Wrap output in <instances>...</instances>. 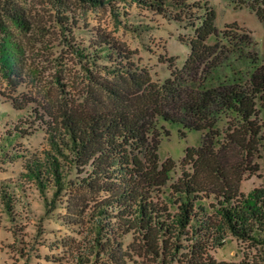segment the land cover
Instances as JSON below:
<instances>
[{
  "label": "rangeland",
  "instance_id": "obj_1",
  "mask_svg": "<svg viewBox=\"0 0 264 264\" xmlns=\"http://www.w3.org/2000/svg\"><path fill=\"white\" fill-rule=\"evenodd\" d=\"M63 1L59 6L57 0H0V41L8 31L22 49L12 70L0 63V264H77L72 249L88 252L94 236L90 219L80 222L66 210L68 190L47 209L36 183L25 177V163L49 147L44 112L107 110L138 92L128 75L110 74L104 65L126 64L138 76L148 75L160 90L157 104L151 97L138 108L180 122L156 114L148 119L149 144L157 148L160 163L169 160L174 166L167 185L178 181L182 169L190 172L193 161L184 158V149L201 144L205 158L223 168L237 193L264 184V95L256 101L263 113L256 119L261 139L254 142L241 140L232 116L215 102L217 92L234 82L248 86L251 79L264 78V26L255 14V9L264 12V0H112L98 6ZM205 5L214 10L216 36L204 43L202 56L190 60V41ZM11 8L21 12L22 25L10 17ZM100 39L115 43L127 57H102L95 45ZM92 50L99 57L80 56ZM104 82L122 95H113ZM190 96L209 98L206 119L186 113ZM247 144L254 149L244 150ZM3 189L12 198L11 213L3 205ZM208 189L204 201L216 202L219 181ZM152 190L153 199L166 201L168 187ZM52 191V186L46 190L48 199ZM212 254L217 260L264 264L260 244L230 233Z\"/></svg>",
  "mask_w": 264,
  "mask_h": 264
},
{
  "label": "trees",
  "instance_id": "obj_2",
  "mask_svg": "<svg viewBox=\"0 0 264 264\" xmlns=\"http://www.w3.org/2000/svg\"><path fill=\"white\" fill-rule=\"evenodd\" d=\"M57 1L59 6L63 5V0ZM82 1L91 6L112 3V0ZM204 8L205 14L190 41V60L198 59L199 53L202 56L204 43L216 36L214 10L211 6ZM8 12L16 24H23L21 12L15 8ZM255 14L264 26L263 10L255 9ZM95 45L101 49L102 57H127L124 49L106 39H100ZM21 51L11 33L5 31L0 41L1 65L12 70ZM98 55L95 50L88 54L80 52L89 61ZM103 68L110 74L128 75L139 88L138 92H131L126 99L121 98L119 105L107 110L44 112L46 118L42 121L49 147L43 150L42 156L29 158L25 163V177L36 183L47 209H53L58 196L68 190L66 210L78 216L80 222L86 217L90 219L94 236L87 253L80 248L72 249L76 263L249 264L245 260L225 261L213 256L212 251L224 244L227 233L260 244L264 257V184L245 194L237 193L236 188L228 185L223 168H214L205 158L206 147L201 144L196 149H184V158L193 161L190 172L182 169L178 181L167 185V175L174 166L169 160L160 163L157 148L149 144L148 119L156 114L172 124L180 122L167 118L163 112H142L138 108L139 102L145 105L151 97L155 98L151 102L157 104L160 90L148 75L138 76L136 68L133 70L126 64ZM102 85L113 95H122L107 82ZM160 88L167 89L163 85ZM260 95H264V78L259 82L251 79L248 86L234 82L215 95L218 106L232 116L235 122L232 126L241 133L242 141L261 139L256 124L259 114L263 113L256 110ZM188 102L190 112L186 113L206 119L207 96H190ZM249 144L244 150L254 149ZM72 173L73 178L69 176ZM218 181L222 190L216 202L207 203L204 199L209 197L208 186L216 187ZM50 186L53 191L48 199L46 190ZM159 187H168L166 201L153 199L152 189ZM3 190V205L11 213L12 198Z\"/></svg>",
  "mask_w": 264,
  "mask_h": 264
}]
</instances>
